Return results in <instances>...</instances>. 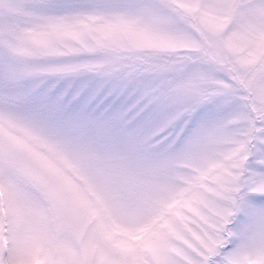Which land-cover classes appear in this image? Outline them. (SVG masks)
Instances as JSON below:
<instances>
[{
	"label": "snow or ice",
	"instance_id": "obj_1",
	"mask_svg": "<svg viewBox=\"0 0 264 264\" xmlns=\"http://www.w3.org/2000/svg\"><path fill=\"white\" fill-rule=\"evenodd\" d=\"M0 264H264V0H0Z\"/></svg>",
	"mask_w": 264,
	"mask_h": 264
}]
</instances>
